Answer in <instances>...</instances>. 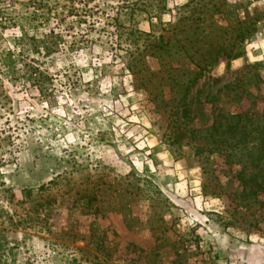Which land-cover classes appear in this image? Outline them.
<instances>
[{"label":"rangeland","instance_id":"1","mask_svg":"<svg viewBox=\"0 0 264 264\" xmlns=\"http://www.w3.org/2000/svg\"><path fill=\"white\" fill-rule=\"evenodd\" d=\"M124 1L0 0V264H219L223 234L264 246V0L207 11L211 43L258 21L190 87L187 117L170 74L207 47L198 13L168 0L128 47ZM160 32L180 40L177 70L144 52Z\"/></svg>","mask_w":264,"mask_h":264},{"label":"trees","instance_id":"2","mask_svg":"<svg viewBox=\"0 0 264 264\" xmlns=\"http://www.w3.org/2000/svg\"><path fill=\"white\" fill-rule=\"evenodd\" d=\"M215 0H187L185 6H191L194 12H197V16L192 18V24L189 27H193L192 35L194 36L191 41L200 42L207 44L206 48H197L192 52H188L186 50H182V54L186 57V61L183 63L184 69L180 74H170L171 82H174V85L178 87L180 92V97L178 98V104L181 107V113L183 117L188 116V93L190 87L195 84L206 72L207 69L211 68L214 64H216L221 57H231L235 58L239 56V51H234L236 47V41L240 39L246 38L250 34V28L258 21V17L252 18L249 17V21L239 22V25L236 26V33L233 38H222L217 36V41L211 43L210 38L208 37V33L206 32L205 27H203L204 22L212 19V22L209 23L210 26L213 25L214 19L213 15L207 16V11L213 7L215 11L219 12V6L222 3H225L224 0H218L219 2H214ZM168 0H133V1H124L117 8V13L121 14L120 17L125 21H121L120 25L122 27V34L124 37L125 43L128 47L133 44L135 45L137 41L144 35H147L146 32L142 31L138 25L140 22L150 19L151 17L160 18V16L164 13H169L170 8L168 6ZM211 4V5H210ZM204 8V10H203ZM206 8V11H205ZM208 11V12H209ZM161 21V20H160ZM202 24V25H201ZM164 29L166 30L165 25L162 24ZM169 25V24H168ZM188 27V28H189ZM209 27V26H208ZM174 29L176 28V32L183 31V28L180 26L174 25ZM206 33V34H205ZM205 34V35H202ZM154 37V43L150 44L149 47H145L144 52L152 51L150 55H152L160 65L172 68V70H177V66H173L172 57L173 54H177L175 52L177 47H174L175 44L179 43V39H175L170 42V38H165V32H160L158 35L152 34ZM202 37V38H201ZM204 38V40H203ZM206 38V39H205ZM149 48V49H148ZM182 48V46L180 47ZM147 49V50H146ZM180 55V54H179ZM145 56L146 53H145ZM131 69V67H130ZM133 73V70H132ZM27 79L31 81L33 84L40 86L41 78L43 77V72L39 69V67L28 66L26 71ZM237 128V127H236ZM264 129V126H263ZM262 144L264 145V134L262 139ZM264 154V147H263ZM264 169V166H263ZM263 178L258 183V186L261 187L262 191H264V173L262 174Z\"/></svg>","mask_w":264,"mask_h":264},{"label":"crops","instance_id":"3","mask_svg":"<svg viewBox=\"0 0 264 264\" xmlns=\"http://www.w3.org/2000/svg\"><path fill=\"white\" fill-rule=\"evenodd\" d=\"M224 235L219 264H264V246L249 244Z\"/></svg>","mask_w":264,"mask_h":264}]
</instances>
